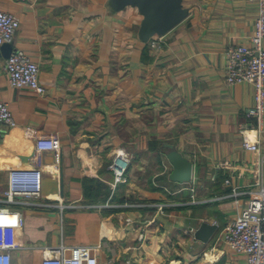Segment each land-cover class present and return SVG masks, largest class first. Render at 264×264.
I'll use <instances>...</instances> for the list:
<instances>
[{
  "label": "crops",
  "instance_id": "1",
  "mask_svg": "<svg viewBox=\"0 0 264 264\" xmlns=\"http://www.w3.org/2000/svg\"><path fill=\"white\" fill-rule=\"evenodd\" d=\"M182 7L185 19L152 49L132 5L0 0V10L19 19L13 41L0 47V100L17 121L0 136V187L8 169L33 166L38 134L61 143L58 164L52 152L41 156L42 198L11 205L23 224L0 229V247L19 245L10 249L13 264H41L45 248L59 244L99 246L98 264H245L219 238L240 212L231 185L243 204L264 175V130L258 152L242 147L238 129L253 123L246 111L254 88L227 84L224 69L227 46L249 42L258 4L182 0ZM17 48L38 64L43 94L9 86L3 64ZM116 149L133 159L126 182L112 190ZM171 150L192 163L186 183L169 178ZM84 183L107 195H87Z\"/></svg>",
  "mask_w": 264,
  "mask_h": 264
},
{
  "label": "built area",
  "instance_id": "2",
  "mask_svg": "<svg viewBox=\"0 0 264 264\" xmlns=\"http://www.w3.org/2000/svg\"><path fill=\"white\" fill-rule=\"evenodd\" d=\"M255 1L258 9L249 42L227 46L224 76L227 84L250 82L253 85V105L246 111L247 116L253 119V123L240 125L238 132L241 135L242 147L258 152L264 130V0ZM18 27L19 19L14 14L0 10V47L13 41ZM164 43V35L153 36L148 41L152 49H161ZM3 69L12 88H29L43 94L44 86L39 81V66L22 48L9 52L4 60ZM16 124V118L8 104L0 100V136L4 126L13 128ZM60 146L57 134H38L31 158L33 166L8 169L7 183L3 188L0 187V229L22 226V214L11 205L22 203L24 199L42 198L41 156L44 152H52L58 164ZM132 159L131 152L123 149L114 151L108 165L113 174L112 190H115L118 183L126 182ZM262 161L264 162V159ZM225 182L230 183L229 180ZM252 185L258 189L250 191V197L243 204L238 198L241 192L236 186L231 185V195L240 207V212L233 221L224 224L219 240L242 254L245 264H264V175L254 177ZM164 189L168 191L167 188ZM188 189L191 191L190 201L194 202V189L193 187ZM156 207L158 212L163 213L164 204L159 203ZM144 238V233L140 231L137 240L142 242ZM18 246L13 244L8 248L0 247V264H13L10 249ZM97 247L85 245L66 247L62 244L46 247L41 264H98L95 254Z\"/></svg>",
  "mask_w": 264,
  "mask_h": 264
},
{
  "label": "water",
  "instance_id": "3",
  "mask_svg": "<svg viewBox=\"0 0 264 264\" xmlns=\"http://www.w3.org/2000/svg\"><path fill=\"white\" fill-rule=\"evenodd\" d=\"M116 2L123 6H135L142 14L139 36L147 42L153 36L167 34L183 21L188 13L187 9L182 7V0H116ZM166 156L172 166V171L169 174L170 180L178 183L188 182L192 175V163L176 150H171ZM20 160L23 159L21 158ZM20 163L19 161L17 165ZM203 228L206 231H210L214 226L204 224Z\"/></svg>",
  "mask_w": 264,
  "mask_h": 264
},
{
  "label": "trees",
  "instance_id": "4",
  "mask_svg": "<svg viewBox=\"0 0 264 264\" xmlns=\"http://www.w3.org/2000/svg\"><path fill=\"white\" fill-rule=\"evenodd\" d=\"M89 182L92 181L89 180ZM84 185H85V193L87 195L89 193H92L91 195L93 196V198L104 197L107 195V188L101 187L98 183H96L95 187L92 183L89 185H86V183H84Z\"/></svg>",
  "mask_w": 264,
  "mask_h": 264
}]
</instances>
